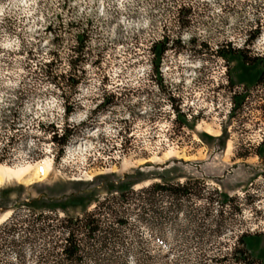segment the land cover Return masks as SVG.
Returning a JSON list of instances; mask_svg holds the SVG:
<instances>
[{"label": "rangeland", "instance_id": "obj_1", "mask_svg": "<svg viewBox=\"0 0 264 264\" xmlns=\"http://www.w3.org/2000/svg\"><path fill=\"white\" fill-rule=\"evenodd\" d=\"M220 47L264 55V0H0V164L50 163L0 184V225L33 206L80 213L121 183L198 179L182 209L158 202L169 208L151 224L130 210L126 248L152 264H234L238 236L264 230V77ZM41 246L23 243L19 261L3 245L0 264H55L38 261Z\"/></svg>", "mask_w": 264, "mask_h": 264}, {"label": "trees", "instance_id": "obj_2", "mask_svg": "<svg viewBox=\"0 0 264 264\" xmlns=\"http://www.w3.org/2000/svg\"><path fill=\"white\" fill-rule=\"evenodd\" d=\"M259 26L260 22L256 27L258 33L260 32ZM80 40L83 41V39ZM168 44L169 37H164L153 46V51L157 55H161L168 48ZM159 45L161 47L157 49ZM218 52L228 62L239 57L244 64H258L260 67L258 82H262L264 55L250 58L243 48L225 49V47H220ZM48 65H52V63H48ZM154 66L158 68L159 63L154 64ZM65 78L71 81L73 85L80 82L79 79L77 80L71 75ZM245 97L246 94L243 95L242 102ZM64 109L67 115L71 114L74 105L67 100ZM176 110L178 111V118L182 116V123H186L185 113L180 112V109L176 108ZM70 137L71 134L66 131L59 133L58 130H55L53 141L64 146ZM198 182V179L183 183L169 180L154 181L138 189L134 188V184L121 183L116 187H111L103 197L99 196L95 199L94 208L85 206L80 213L72 215L65 213L62 217L59 216L56 206L40 210L34 206L30 207V212L25 217L19 215L15 210L0 225V248L6 244L17 248L16 257L19 261L24 258V253L20 250L23 243L40 242L42 246L37 253L40 262L53 261L55 264H152L154 255L151 252L138 251L130 254L129 249L126 248L125 242L128 236L122 230L130 222L127 214L132 209H139L140 213L137 212V219L143 223L151 224L150 217L156 214V211L160 217L164 218L161 209L169 208L162 205L160 209L158 202L162 203L164 199L172 198L175 203V210H180L183 207L181 202L187 197H192ZM218 195L222 205L229 204L234 200L233 196L226 193H218ZM210 199L214 200L212 196ZM223 223V220L217 222L219 227ZM262 238H264V230L254 233H241L231 252L233 263L264 264V251L254 250L255 243ZM57 249L59 250L57 251ZM130 255H132V261H130ZM226 259H228V255H224L217 261Z\"/></svg>", "mask_w": 264, "mask_h": 264}, {"label": "bare ground", "instance_id": "obj_3", "mask_svg": "<svg viewBox=\"0 0 264 264\" xmlns=\"http://www.w3.org/2000/svg\"><path fill=\"white\" fill-rule=\"evenodd\" d=\"M208 130L209 132L212 131L210 127L208 128ZM82 145L83 144L80 143L79 147H81ZM41 168H43L42 169L43 171L41 170ZM49 170H50V163H48L47 161L45 162V165L36 164V165L18 166V167L0 164V184L13 179L32 180L35 177L38 178L41 175V173L46 174Z\"/></svg>", "mask_w": 264, "mask_h": 264}]
</instances>
